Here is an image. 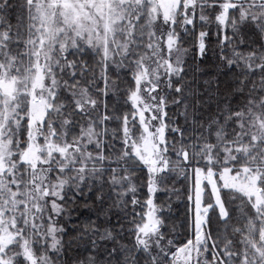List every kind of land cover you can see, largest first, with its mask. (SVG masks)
<instances>
[{"label": "snow or ice", "instance_id": "obj_1", "mask_svg": "<svg viewBox=\"0 0 264 264\" xmlns=\"http://www.w3.org/2000/svg\"><path fill=\"white\" fill-rule=\"evenodd\" d=\"M0 264H264V0H0Z\"/></svg>", "mask_w": 264, "mask_h": 264}, {"label": "trees", "instance_id": "obj_2", "mask_svg": "<svg viewBox=\"0 0 264 264\" xmlns=\"http://www.w3.org/2000/svg\"><path fill=\"white\" fill-rule=\"evenodd\" d=\"M184 211V205L180 201H175L172 207V215L177 225H179L180 221L183 219Z\"/></svg>", "mask_w": 264, "mask_h": 264}]
</instances>
